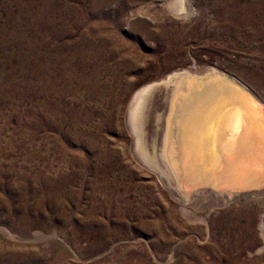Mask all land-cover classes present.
Segmentation results:
<instances>
[{"label":"rangeland","instance_id":"374dc122","mask_svg":"<svg viewBox=\"0 0 264 264\" xmlns=\"http://www.w3.org/2000/svg\"><path fill=\"white\" fill-rule=\"evenodd\" d=\"M47 1L54 4L58 0ZM47 1L36 3L43 6ZM165 2L120 0L99 13L85 12L88 25L98 26L96 33L103 38L88 37L87 26L82 25L67 36L51 39L48 48L54 46L59 51L50 57L48 48L40 51L45 63L39 73L34 62L40 42L36 34L47 31L39 13L29 11L30 0H0V264L218 261L210 242L224 237L225 222L239 210L238 205L211 211L209 205L205 203L204 208L199 203V219L189 220L134 157L127 111L136 90L176 70L211 66L244 77L251 66L264 65L257 58L264 49V0H189L186 18L176 17ZM64 3L84 10L90 0ZM58 9V3L53 5L55 17ZM244 19L250 25L244 24ZM46 41L41 40V45ZM81 43L88 45L90 52ZM260 94L263 97L264 92ZM199 198L193 197L192 202ZM259 214L256 210L253 218L257 243L242 253L247 264H261L264 259V253L258 254L262 247L256 229ZM221 262L227 263L226 258Z\"/></svg>","mask_w":264,"mask_h":264},{"label":"bare ground","instance_id":"6f19581e","mask_svg":"<svg viewBox=\"0 0 264 264\" xmlns=\"http://www.w3.org/2000/svg\"><path fill=\"white\" fill-rule=\"evenodd\" d=\"M30 1H31V4H30L31 7L28 8L29 11L33 10V11H35V13L36 12L39 13V17L42 20V25H44V27H46L45 29L47 30V31L45 30L46 31L45 33H41L39 31L38 34H36V36L40 38V42L37 45V49H36V53H35V57H34L35 58L34 62H35V65L37 67V72L41 73L43 71V65L45 63V60H44L45 58L43 59L44 61H42L39 53L43 48L46 49V48L50 47V43H51L50 40L51 39H59V38H62L63 36H67L68 33H71V31H73L77 27L79 28V26L82 27V25L87 26L86 28H84V30H85V33L88 35V37H91L92 39H94L96 37H97V39L103 38L102 37L103 34H101L99 32L96 33L98 26L96 27L94 25L95 27H93V26L88 25V22L86 21V17H84L85 16L84 13L85 12L91 13L94 11L99 13L100 9H102L104 7L106 8V7L110 6L111 4H113L114 2H117L120 0H90V4H89V6H87L88 8L85 7L84 10L82 9L83 7H80L78 5L75 6V5H72L70 3L69 4L64 3V0H58L54 4H51L52 1L48 2L46 0L47 2H45L46 4L44 3L43 6H39L36 3L37 1H40V3H41L42 0H30ZM75 1H78V0H75ZM80 1L83 3L86 2V0H80ZM57 3L59 4V9H58V12L56 13V17H55L52 9H53V5H55ZM164 5L167 6L171 10V12L178 18H186V17H188V15L190 13L189 0H169V1L166 0ZM251 7H253V6H251ZM248 8H249V6H248ZM38 10H40L42 12H39ZM253 10H251V12ZM257 12H258V10H257ZM50 15H52V18L48 17ZM53 16H54V18H53ZM262 17L264 18L263 13H262ZM243 22L246 25L247 24L250 25V21L248 19H244ZM241 23H242V21H241ZM135 26H137V24ZM114 27H116V26H114ZM104 28H106V27H104ZM235 30H236V28H235ZM161 32H163V30ZM167 32H166V34H167ZM109 34H111V33H109ZM81 35H80V37H81ZM256 35H258V34H256ZM163 36H165V35H163ZM260 36H262V35H260ZM43 39L47 40V41L45 42L46 44L43 42L44 44L41 45L42 44L41 40L43 41ZM98 40L100 41V39H98ZM78 41H79V39H78ZM106 41H108V40H106ZM70 42L72 44V41H70ZM104 44H102V45H104ZM62 45H64V44H62ZM79 45H82L84 47V50H86V51L89 48V46L86 44L81 43ZM119 46H121V45H119ZM173 47H174V45H173ZM66 48H67V46H66ZM100 48H102V47H100ZM104 49H106V48H104ZM57 50L59 51V49H56V47H54V46H53V48H48L46 50L47 57H50V55H52L54 52H57ZM112 50H113V48H112ZM119 51L121 52V50H119ZM87 52H90V51H87ZM127 55H129V54H127ZM65 56H66V54H65ZM133 58H134V56H133ZM257 58H258V60H261L264 62V49H260L259 53H257ZM81 59H83V58H81ZM133 60H135V59H133ZM137 63H139V62H137ZM139 65H142V64H139ZM137 67H138V65H137ZM206 67L207 68H205L204 70H199L196 67L183 69V70H176L172 73H169L168 75H166L165 77H163L159 80L151 81L148 84H145L144 86L140 87L132 95V98L130 100L128 111H127V126H128L129 131H130V134L132 135V138H133V149L132 150H133V153L135 155L134 157H136V159L140 162L139 164H141L144 168H146L149 172H151L156 177L159 184L163 187V189H165L167 191V193L173 199V201H175L176 203H178L181 206L182 212L184 213V215L188 216L189 220L196 219L198 217L196 209L199 208L198 207L199 203L203 206L206 203V205H209V208L211 209V211L217 210L218 208H221L224 205H227L225 207L226 210L230 209L232 206L238 205L239 210L237 212H235L234 214H232L231 216H229L228 219H230V220H228V221H226L227 219L225 220L226 221L225 222V231L226 232L223 235L224 237H222V238L214 237L210 242L211 243L210 244L211 245L210 250L214 253L215 257L218 260L215 262V264H247V262H246L247 260L243 259L242 253L247 248H250L252 246L254 247V245L257 243L255 227H254V220H253V218L256 217V210H258L260 212L259 216H257L259 218V221H258V225H256V229H257L258 237L259 236L261 237V242H262V247H260L261 250H259L258 254L264 253V189H262V188H264V170H262V168H261L262 162H264V114L259 109L258 105L251 99V97H249L245 92L241 91V89L239 87H237L235 85V83L229 81L227 78H224L223 76H221L217 73H211V70L213 68H215V69H218V68L211 67V66H209V67L206 66ZM220 71L225 72L222 70H220ZM208 73H209V75H208ZM226 73L230 74V76H232V77L237 78L239 81H241L243 84H245L248 88H250L252 90V92L258 98H260L264 102V94H263V97H262V94H260V91L264 92V65H262V66L261 65L251 66L250 70L247 71V74H245L244 77H240V76L233 74V73H230V72H226ZM205 74H207V75L205 77H202ZM40 75L41 74L38 75L39 78H40ZM90 85H91V83H90ZM90 93H91V91H90ZM124 94L125 93H123V96H124ZM98 96H99V94H98ZM123 96H120V97L122 98ZM111 106H113V105H111ZM43 107H45V106L43 105ZM62 108H65V107H62ZM49 113H51V112H49ZM38 114H40V113H38ZM35 116H36V114H35ZM74 123H75V121H74ZM72 133L74 134V132H72ZM80 134H79V136H80ZM75 140H77V139H75ZM75 140H74V142H75ZM85 145H86V143H85ZM95 146H93V147H95ZM94 150H95V148H94ZM63 158H64V156H63ZM97 161H99V160H97ZM81 165H82V163H81ZM46 166H49V165H46ZM113 171H115V170H113ZM38 172H40V171H38ZM79 172H81V171L79 170ZM32 177H34V176H32ZM39 177H41V176H39ZM42 178L44 179L43 176H42ZM89 178H90V176H89ZM21 179H22V177H21ZM74 179H75V177H74ZM74 179H72V180H74ZM23 181H24V179H23ZM49 181H51V180H49ZM106 181H107V179H106ZM24 183H25V181H24ZM44 183H46V182H44ZM75 184H76V182H75ZM21 186H20V188H21ZM28 186H31V185L29 184ZM204 188H209L210 191L213 190L214 192L211 193L210 191L205 190ZM255 188H260V189H255ZM52 189H54V188H52ZM52 189H50V190H52ZM200 190H203V192L198 193L201 196V198H199V200L197 202H192L191 195L199 192ZM247 190H248V192H245ZM62 191H64V189ZM78 191H80V190H78ZM102 191H104V190H102ZM74 192H76V191H74ZM234 192H238V194L235 197L231 196V194ZM38 193H39V191H38ZM63 193H61V194H63ZM223 193H228L229 197L223 198ZM24 195H26V194H24ZM47 195H49V194H47ZM66 196H68V195H66ZM70 196H72V195H70ZM42 198H44V197H42ZM38 200H40V199H38ZM36 206H37V204H36ZM42 206H44V205H42ZM67 207H68V204H67ZM80 207H82V206H80ZM105 207H106V205H105ZM92 208H94V207H92ZM204 208H205V206H204ZM46 209H47V207H46ZM95 209H96V207H95ZM58 210L60 211V209H58ZM85 210H88V209H85ZM97 210H98V208H97ZM52 211H53V209H52ZM61 211L63 212V209ZM106 211H104V212H106ZM141 211L142 210H140V212ZM107 213H108V211H107ZM134 214H136V213H134ZM67 216L69 219L70 215H67ZM121 216H123V215H121ZM83 217H85V216H83ZM114 217L116 218V216H114ZM122 218H124V217H122ZM159 218L160 217H158V219ZM97 219H98V217H97ZM155 219H154V222H155ZM197 219H199V218H197ZM107 221H109V220H107ZM202 221L204 222L205 220H202ZM216 221L219 225L222 222V220H220V219H218ZM197 222H198V220H197ZM93 224H92V226H93ZM155 224H157V223H155ZM83 225H85V224H83ZM77 226H79V225H77ZM77 232H78V230H77ZM109 233H110V231H109ZM210 233H211V231L209 232V234ZM8 235L12 236L10 233H8ZM95 235H96V233H95ZM81 237H82V235H81ZM96 241H98V240H96ZM189 247H191V246H189ZM184 252H185V250H184ZM201 254H198V255H201ZM225 258H226L227 263L221 262ZM258 260H260V259H258ZM260 263L264 264V259Z\"/></svg>","mask_w":264,"mask_h":264},{"label":"water","instance_id":"95a60500","mask_svg":"<svg viewBox=\"0 0 264 264\" xmlns=\"http://www.w3.org/2000/svg\"><path fill=\"white\" fill-rule=\"evenodd\" d=\"M209 73H210V72H209ZM209 73H208V75H209ZM211 73H217V74L223 76L224 78H227L229 81L235 83V85H236L237 87H239V88L241 89V91L245 92L249 97H251V99H252V100L258 105L259 109H260V110L263 112V114H264V102H263L260 98H258V97L252 92V90H251L250 88H248L245 84H243V83H242L241 81H239L237 78L230 76V74H227L226 72H221L219 69H215V68H213V69L211 70ZM206 75H207V74L203 75L202 77H205ZM204 189L210 191L209 188H204ZM255 189H260V188H255ZM262 189H264V188H262ZM200 192H203V190H200L199 192L192 194V195H191V198H193V197H195V196H200V195L198 194V193H200ZM210 192L213 193L214 191L211 190ZM245 192H248V190L245 191ZM237 194H238V192H234V193L231 194V196L235 197ZM228 197H229V196H228V193H223V198H228Z\"/></svg>","mask_w":264,"mask_h":264},{"label":"snow or ice","instance_id":"6c2138e0","mask_svg":"<svg viewBox=\"0 0 264 264\" xmlns=\"http://www.w3.org/2000/svg\"><path fill=\"white\" fill-rule=\"evenodd\" d=\"M261 168L262 170H264V162H262Z\"/></svg>","mask_w":264,"mask_h":264}]
</instances>
